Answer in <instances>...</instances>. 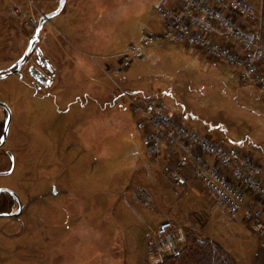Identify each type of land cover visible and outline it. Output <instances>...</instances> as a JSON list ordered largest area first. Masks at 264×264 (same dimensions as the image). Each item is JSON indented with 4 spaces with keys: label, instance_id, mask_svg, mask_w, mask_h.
Masks as SVG:
<instances>
[{
    "label": "rangeland",
    "instance_id": "374dc122",
    "mask_svg": "<svg viewBox=\"0 0 264 264\" xmlns=\"http://www.w3.org/2000/svg\"><path fill=\"white\" fill-rule=\"evenodd\" d=\"M158 1L66 0L36 43L54 65L40 67L53 77L43 90L50 94L41 96L31 83L33 58L0 78V100L11 113L0 147V188L14 190L22 203L18 217H0V264L154 263L188 245V235L208 234L237 264H249L258 233L199 183L192 184L194 194L172 193L166 160L148 155L121 89L162 99L191 128L225 138L261 165L264 92L175 43L151 46L118 75L106 73V64L156 23ZM58 2L0 0V73L15 67L39 18ZM86 70L102 94L84 91L92 84ZM96 108V127L85 128ZM5 117L0 106V134ZM3 197L10 199L0 193L1 203ZM12 208L10 202L5 211ZM166 219L175 228L162 245L154 229Z\"/></svg>",
    "mask_w": 264,
    "mask_h": 264
},
{
    "label": "built area",
    "instance_id": "2783aa9c",
    "mask_svg": "<svg viewBox=\"0 0 264 264\" xmlns=\"http://www.w3.org/2000/svg\"><path fill=\"white\" fill-rule=\"evenodd\" d=\"M175 8L155 10L162 28L145 31L138 45L129 44L109 71L117 75L151 46L167 43L196 48L213 65H226L239 83L264 92V47L253 27L257 12L250 0H177ZM145 139L149 156L165 159L162 170L174 195L199 183L228 213L241 212L252 231L264 234V165L223 137L207 136L173 115L162 99L122 90ZM191 185V186H190ZM175 225L161 221L154 235L165 244Z\"/></svg>",
    "mask_w": 264,
    "mask_h": 264
},
{
    "label": "crops",
    "instance_id": "0c3cea01",
    "mask_svg": "<svg viewBox=\"0 0 264 264\" xmlns=\"http://www.w3.org/2000/svg\"><path fill=\"white\" fill-rule=\"evenodd\" d=\"M250 3L252 4V6L254 7V9L257 12V21H256L253 29H254V32L257 34L259 41L261 42L262 46L264 47V0H250ZM158 4H162V5H164L166 7H170V8H175L176 6H178V1L177 0H159ZM149 28H150L149 29L150 31L160 30L162 28L161 20L158 18L156 23L149 26ZM47 62H48V60H47ZM48 65L50 67V69H48V70L52 71L54 69V65H52L51 62H48ZM115 65H116V60H111L108 64H106V68H111V67H114ZM90 68H91V66H90ZM109 70L110 69H108L106 71L107 75L112 74V73H110ZM86 71H87V74L91 75L90 74L91 72H89L88 70H86ZM47 77L49 78V81L47 84L44 85L45 89L47 88L48 85H51L52 80H53V77L51 78V76L49 74ZM59 78H60V75H59ZM91 79H92V75H91ZM91 83L92 84L89 85L90 88H84V91L88 95H91V96H98V94H102V91L98 89L97 83H94L93 79H92ZM54 91L56 92L57 90L54 89ZM55 94L60 95L58 92H56ZM60 98H63V97H60ZM97 110H98V108H96L94 111H92L93 112L92 114H94V115L93 116L91 115V117L87 120V123L84 125L85 128H89V129L92 128L93 127L92 125H91V127L89 126L90 123H94L95 127H96L97 120H98L97 119L98 118ZM133 120H134V117H133ZM194 191H195V189L192 186L191 188H189L187 195L194 194L195 193ZM208 218H209V216L207 217V220H208ZM207 220H206V222H207ZM172 222H174V221H172ZM250 231L252 233H256V232H253L252 230H250ZM207 236L211 240H213L212 236H210L209 234ZM255 240H256V242H255L256 246H255V249L253 250V255H252V258H251L249 264H264V234L258 233V237L255 238Z\"/></svg>",
    "mask_w": 264,
    "mask_h": 264
},
{
    "label": "trees",
    "instance_id": "16d2710c",
    "mask_svg": "<svg viewBox=\"0 0 264 264\" xmlns=\"http://www.w3.org/2000/svg\"><path fill=\"white\" fill-rule=\"evenodd\" d=\"M8 205L10 201L4 199L0 205V211H5ZM187 240L189 244L180 249L178 253L166 254L158 262H143V264H237L235 258L225 248L209 238L199 239L188 235Z\"/></svg>",
    "mask_w": 264,
    "mask_h": 264
},
{
    "label": "water",
    "instance_id": "95a60500",
    "mask_svg": "<svg viewBox=\"0 0 264 264\" xmlns=\"http://www.w3.org/2000/svg\"><path fill=\"white\" fill-rule=\"evenodd\" d=\"M66 0H59L58 5L55 9H53L52 11L43 14L37 23V26L34 30L33 35L30 37L27 47L25 49V51L23 52L22 56L18 59L16 66L14 67V69L11 70H7L5 72L0 73V78H3L5 76H7L10 73H16L19 72V70L21 69V67L27 62L29 56L32 54L36 43L39 40V32L43 26V23L50 19L51 17L57 15L63 8L64 3ZM36 55L38 58V61L40 62V65L43 67L48 66V62L46 60V58L40 53L39 50L36 51ZM28 73L29 75L33 78L34 80V84L36 86H38L39 84H46L49 81V78L35 65H30L28 67ZM0 106H2L5 111H6V117H5V121H4V125H3V131L0 137V146L3 145V143L5 142L6 139V135H7V131H8V126H9V122H10V118H11V113H10V108L7 106V104L5 102H3L2 100H0ZM3 191H7L10 194L15 195V197H17V195L8 188L2 187L0 188V193ZM18 201H19V209L21 208V204H20V200L17 197ZM16 212H0V217H9V216H14L16 215Z\"/></svg>",
    "mask_w": 264,
    "mask_h": 264
},
{
    "label": "flooded vegetation",
    "instance_id": "af4514ba",
    "mask_svg": "<svg viewBox=\"0 0 264 264\" xmlns=\"http://www.w3.org/2000/svg\"><path fill=\"white\" fill-rule=\"evenodd\" d=\"M37 50H39V48H37V46H35V48H34V50H33V52H32V54L29 56V58H28V60H27V62L31 59V58H33V60H32V62L29 64V66L30 65H33V64H36L37 65V67L42 71V69L40 68V67H42L43 69H46V70H48V69H50V67H49V65L48 66H46V67H43V66H41L40 65V62L38 61V58H37V55H36V51ZM26 62V63H27ZM25 63V64H26ZM24 64V65H25ZM16 66V65H15ZM13 68H14V66H13ZM13 68H11V69H13ZM10 70V69H9ZM44 73V72H43ZM45 74V73H44ZM31 83H32V85L35 87V89L37 90V91H43V90H45V88H44V85L43 84H39L38 86H36L35 84H34V80H33V78H32V80H31ZM43 93H44V91H43ZM41 93V96H47V95H49L50 93ZM5 113H6V111H5ZM2 134V133H1ZM4 144V143H3ZM2 146V145H1ZM0 146V147H1ZM7 154L10 156V157H12V155H10V152H7ZM55 186H54V183H53V187H52V189L50 190V191H52L54 194L56 193V191H54L55 190V188H54ZM16 195H17V197L19 198V200H20V204H21V208H22V203H21V199H20V197H19V195L14 191V190H12ZM1 193H5V195H8V198H10V199H7L8 201H10L13 205H16V209H13V210H10V211H5V212H16L17 214L16 215H14V216H10V217H18L19 215H20V213H21V211H22V209L20 208L19 209V201H18V199H17V197H15V195H13V194H10V193H8L7 191H3V192H1ZM5 198L3 197L2 198V200H4ZM1 203V202H0ZM2 203H3V201H2ZM14 207V206H13ZM0 212H3V211H0Z\"/></svg>",
    "mask_w": 264,
    "mask_h": 264
}]
</instances>
